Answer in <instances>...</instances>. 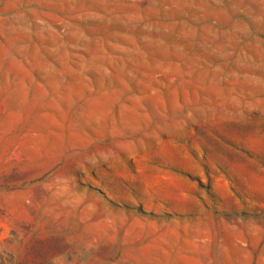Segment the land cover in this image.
<instances>
[{"label": "rangeland", "instance_id": "1", "mask_svg": "<svg viewBox=\"0 0 264 264\" xmlns=\"http://www.w3.org/2000/svg\"><path fill=\"white\" fill-rule=\"evenodd\" d=\"M0 264H264V0H0Z\"/></svg>", "mask_w": 264, "mask_h": 264}]
</instances>
